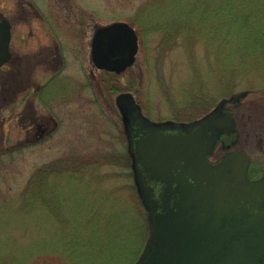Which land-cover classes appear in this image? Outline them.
Wrapping results in <instances>:
<instances>
[{
	"label": "rangeland",
	"instance_id": "obj_1",
	"mask_svg": "<svg viewBox=\"0 0 264 264\" xmlns=\"http://www.w3.org/2000/svg\"><path fill=\"white\" fill-rule=\"evenodd\" d=\"M72 1L78 3L74 10L63 12L55 0L53 13L66 18L69 34L80 28L74 14L83 9L89 36L66 42L82 48L88 69L98 24L125 21L135 27L136 62L116 83L120 92L133 93L151 119L189 122L222 98L247 91L226 106L238 131L218 141L211 160L242 148L252 157L251 176L263 172L264 0ZM18 2L0 0L1 12L11 18ZM40 24L35 21V29ZM231 27L236 29L229 34ZM26 29L16 24L12 41L23 53L38 44L21 37ZM67 53L65 73L77 82L84 64L74 51ZM96 73L97 88L74 87L67 77L50 80L49 102L30 91L5 100L9 91L0 86V264H133L143 251L147 211L134 181L118 93L105 91V73ZM33 115L54 116L58 128L41 140L29 138Z\"/></svg>",
	"mask_w": 264,
	"mask_h": 264
},
{
	"label": "water",
	"instance_id": "obj_2",
	"mask_svg": "<svg viewBox=\"0 0 264 264\" xmlns=\"http://www.w3.org/2000/svg\"><path fill=\"white\" fill-rule=\"evenodd\" d=\"M11 25L0 19V67L9 59ZM139 51L136 29L125 21L97 28L92 58L121 73ZM247 91L220 100L190 122H157L143 113L133 93H120L138 194L147 210L149 234L134 264H264V173L251 178L244 149L210 161L223 134L238 131L226 105Z\"/></svg>",
	"mask_w": 264,
	"mask_h": 264
},
{
	"label": "flooded vegetation",
	"instance_id": "obj_3",
	"mask_svg": "<svg viewBox=\"0 0 264 264\" xmlns=\"http://www.w3.org/2000/svg\"><path fill=\"white\" fill-rule=\"evenodd\" d=\"M38 1L39 0H20V2L16 3V5H18L19 7L17 6L15 14L13 13L14 15L12 14L13 16H11V18L5 16L0 9V18H7L10 21L11 25V41L9 45L11 55L9 59L0 67V86H2L4 90L9 91V95L5 94L4 99H13L18 94V92L30 91L33 97L37 98V101L49 102V97L47 98L46 96V90L49 87L50 80L52 81L57 77H67V79H69L73 83L74 87L79 88V86H84L92 88V86L95 87L96 85L97 88L98 82L96 71L100 68H98L95 62L93 61L92 48L93 39L97 28L99 27V24L95 27L93 36L91 38V49L88 56L92 65H90L88 69L87 60H84L85 56L82 48L80 47L77 49L74 46L70 47V45L68 44L71 42V39L76 40L78 36L79 42H81V34H84V36H89L90 32L87 29L89 21L84 17L82 18L83 9H80L78 7L81 14H74L76 17L77 25L80 28H76L74 32L66 34V18H56L53 13V6L55 5V0H41L45 2L44 4H46L47 6L46 10H42L40 8L39 2L41 1ZM75 4L78 5L77 2H73L72 0H59V3L57 5L58 10L64 12L67 10L66 8H70L71 11L74 10L72 8L75 6ZM70 9H68V11ZM68 16L70 15L68 14ZM35 21L42 22V25H39V27L41 26L40 30L35 29ZM21 22H23V24H25V26L27 27L25 34H23L21 37L30 43L33 40L38 41V44L32 45V49L26 53L21 52L16 47L12 48V41L16 31V24H21ZM71 50L74 51L75 54H77V59L80 63L84 64L85 68V70L83 69V76H81L82 79L77 77V82L75 78L73 79L72 76L65 73V70L69 64L67 52H70ZM40 68H43L44 72L46 70V73L44 76L41 77V79H35V76H37V71ZM100 70L104 71L105 73V76L102 80L103 89H105V91H107L111 95L115 92V90L116 93L119 94V90H121V88L116 83V80H118V75L125 72L127 69L121 73H116L114 71L106 69ZM4 86L9 87L5 89ZM53 88L57 89L59 87L56 86ZM128 91L129 89L126 90V92ZM121 116L123 126H125L122 113ZM31 120L32 121L28 127V136L29 138H32L35 141L46 138L48 134L52 133L58 128V120L51 115L43 116L41 119H37L33 115V117H31ZM224 136L227 135H223L222 138ZM127 149L129 152L128 137ZM222 155L220 153L218 155V158L214 161H220Z\"/></svg>",
	"mask_w": 264,
	"mask_h": 264
},
{
	"label": "trees",
	"instance_id": "obj_4",
	"mask_svg": "<svg viewBox=\"0 0 264 264\" xmlns=\"http://www.w3.org/2000/svg\"><path fill=\"white\" fill-rule=\"evenodd\" d=\"M234 29H236V27H231L230 31H229V34H231V32L234 31ZM115 90V89H114ZM116 91V90H115Z\"/></svg>",
	"mask_w": 264,
	"mask_h": 264
}]
</instances>
